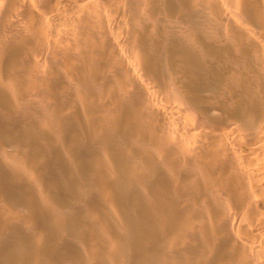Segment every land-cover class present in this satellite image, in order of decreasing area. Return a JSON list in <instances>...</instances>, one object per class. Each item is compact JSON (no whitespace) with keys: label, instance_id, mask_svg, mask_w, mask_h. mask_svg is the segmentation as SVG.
Returning <instances> with one entry per match:
<instances>
[{"label":"rangeland","instance_id":"374dc122","mask_svg":"<svg viewBox=\"0 0 264 264\" xmlns=\"http://www.w3.org/2000/svg\"><path fill=\"white\" fill-rule=\"evenodd\" d=\"M248 1L264 13V0ZM226 4L78 0L63 19L43 15L31 26L15 14L1 18L0 243L8 244L3 264H171L173 258L174 264H216L214 255L235 251V239L226 245L207 242L215 222L222 219L229 228L234 212L216 174L210 184L201 182L208 163L187 151L191 142L209 152L205 140L213 133L204 129L201 137L189 135L191 126L200 125L193 108L209 109L226 99L228 107L242 110L255 98L261 101L258 88L251 89L258 78L255 59L230 39L232 28L249 35L259 26ZM102 39L107 50L97 49L94 57ZM227 54L238 55L237 60L241 54L243 61ZM11 61L19 65L9 72ZM260 69L264 73V66ZM246 74L252 82L244 80ZM12 80L23 88H15ZM231 87L245 92L244 102L232 99ZM6 224L19 232L11 235Z\"/></svg>","mask_w":264,"mask_h":264},{"label":"bare ground","instance_id":"6f19581e","mask_svg":"<svg viewBox=\"0 0 264 264\" xmlns=\"http://www.w3.org/2000/svg\"><path fill=\"white\" fill-rule=\"evenodd\" d=\"M80 1V0H79ZM84 1V0H82ZM86 1V0H85ZM155 1V0H153ZM157 2H159L158 0H156ZM181 1V0H179ZM211 1V0H209ZM228 1V4L225 5L226 9H230L231 11L233 10H237V14L239 17H242L243 19H245V21L248 19V21L250 22H256L257 26H259L258 28L255 26L254 28H252L253 30H251L249 28V30L253 31V34H244L242 32L237 31L236 29L234 30L233 28L231 29L230 27V39L234 41L235 45H237L241 51H243V55H247V56H251V58L253 57L255 59L251 62L252 64H256L254 65V68H256L257 66V70L256 73H258V78L256 79V82L254 83H250L252 82L250 80L249 77H247V74L244 78V80L246 79V77L250 80V84L252 86V90L255 91V88L257 87L259 90V98L260 100H251L249 101L248 104L243 105L242 108L245 107V109L242 110H238L237 107L234 106H229L228 101L227 102H223L226 101L223 100V96H221L223 92V87H222V93H220V96L222 97L223 101H215L213 103V105L211 104V108L207 109V107L203 108L201 106H197L198 108H193V112L195 115V120L199 121L198 125L197 123H195L193 126H191L190 128V133L189 135L193 138H197V137H201L202 135H204V129L205 130H210L212 131V136L209 137V142L207 140L206 143L207 145H209V149L207 152V148L206 150L200 149V147L197 145L196 147L190 146V143L188 142L189 147H187V151H196L198 153V155L201 157L202 160H204L205 162L208 163V168H205V164H203L204 166V171L202 170V175L203 176V172L205 173L204 177L199 178L201 180V182L203 180H205L208 184H210V178L211 176L214 174L215 177L218 179V185L221 186L222 189H225L230 202H231V207L233 209V217L231 220V224L230 227H225V223L222 221V219L217 220L214 224V226L212 227V229L210 230V234L209 236H207V242L211 245H215V242H218L219 245H226V241L231 242L234 240L233 244L235 246V251L233 253L228 254V252L226 253L225 251H221L220 253H217L216 255H214L212 257L214 263L216 264H264V256L262 257V252H264V73L262 72V69H260L262 66H264V13L262 11H259V6L258 4H251L248 0H226ZM78 0H23V2L21 0H0V21L1 18L8 13H11V15L15 14L16 17H20L23 18L25 20V22L27 21V23H30L31 26L33 25H37L40 21V19L43 17V15L45 16H49L52 19L55 18H62L65 16L66 13H68L69 11L73 10L76 5H77ZM89 2V1H87ZM94 2V1H93ZM150 2V1H149ZM184 2V1H183ZM213 2V1H212ZM156 3V2H155ZM161 3V2H160ZM169 3V2H168ZM185 3V2H184ZM187 3V2H186ZM84 7V3H81L80 6ZM90 4V3H89ZM154 4V3H153ZM151 2V5H153ZM164 4V3H163ZM182 4V2H181ZM158 6V4H156ZM211 5V4H210ZM78 6V5H77ZM79 6V7H80ZM157 6H155L157 8ZM160 6V5H159ZM154 7V9H155ZM163 7V6H162ZM174 7V6H173ZM182 7V6H181ZM194 7V6H192ZM198 7V6H197ZM222 7V6H221ZM78 8V7H77ZM167 8V6H166ZM216 9L218 8L215 7ZM83 9V8H82ZM212 9V8H211ZM75 10V9H74ZM73 10V11H74ZM85 10V9H84ZM158 10V9H156ZM169 10V9H168ZM219 10V9H218ZM229 10V11H230ZM195 11V10H194ZM222 10H220L221 12ZM79 13V12H78ZM171 13V12H170ZM169 13V14H170ZM232 12H230L229 16H233L235 15V13H233V15H231ZM80 14V13H79ZM178 14V12H177ZM225 13H223L224 15ZM236 14V16H237ZM69 16V14H67ZM66 15V17H67ZM81 15V14H80ZM94 15V14H93ZM171 15V14H170ZM168 15V16H170ZM228 15V14H227ZM10 16V15H8ZM217 14V22H220V19H222ZM222 16V15H221ZM94 17V16H93ZM185 17V16H184ZM183 17V18H184ZM190 17V16H189ZM227 17V16H226ZM95 18V17H94ZM191 18V17H190ZM233 18V17H231ZM194 19V18H193ZM12 20V19H11ZM70 20V19H68ZM198 20V19H197ZM225 20V19H223ZM231 20V19H229ZM234 21L235 17L233 18ZM241 21V18L239 19ZM15 21V20H14ZM23 21V20H22ZM20 21V22H22ZM66 21L67 20H63ZM163 21V20H162ZM239 21V22H240ZM54 22H56V20H54ZM93 22V21H92ZM158 22V21H157ZM191 22V20H190ZM222 22V20H221ZM220 22V23H221ZM224 22V21H223ZM226 23L228 21H225ZM242 22H244V20H242ZM24 23V22H23ZM25 24L27 26H29V24ZM49 23V22H48ZM95 23V22H93ZM107 23V22H106ZM214 23V22H213ZM232 23V20H231ZM255 23V24H256ZM9 24V23H8ZM63 24V22H62ZM58 25V24H57ZM56 25V26H57ZM65 25L67 26H73L71 23H66ZM108 25V24H107ZM110 25V24H109ZM188 25V24H187ZM230 25V24H229ZM248 25V24H247ZM246 25V26H247ZM250 25H253L252 23H250ZM26 26V27H27ZM54 26V25H53ZM61 26V25H60ZM59 26V27H60ZM93 26V25H92ZM237 26V25H236ZM239 26V25H238ZM249 26V25H248ZM40 27V26H39ZM64 27V26H63ZM63 27H61L63 29ZM111 27V26H110ZM188 27V26H187ZM33 28V27H32ZM31 28V30H32ZM51 28V25L49 27V29ZM59 28V29H61ZM227 28V27H226ZM229 28V27H228ZM23 29V28H22ZM61 29V30H62ZM67 30L69 29L66 28ZM248 29V28H247ZM21 30V29H20ZM18 30V31H20ZM48 30V29H47ZM223 30V29H222ZM244 30V29H243ZM50 30H48L49 32ZM59 31V30H57ZM63 31V30H62ZM72 31V29H71ZM115 31V30H114ZM229 31V29H228ZM31 32V31H30ZM29 32V33H30ZM47 32V31H46ZM45 32V33H46ZM64 32V31H63ZM247 32V31H246ZM249 32V31H248ZM18 33V32H17ZM56 33V32H55ZM58 33V32H57ZM60 33V32H59ZM69 33V32H68ZM79 33V32H78ZM48 34V33H46ZM45 34V36H46ZM63 33V37H64ZM22 36L26 35V32L24 34H21ZM53 35H51V38H53ZM59 35V34H58ZM57 35V36H58ZM71 35V34H70ZM81 34H79L80 36ZM199 35V34H198ZM16 36V35H15ZM19 36V34H18ZM27 36V35H26ZM44 36V38H45ZM120 36V35H119ZM181 36V35H180ZM192 36V35H191ZM200 36V35H199ZM20 37V36H19ZM62 37V40H63ZM25 38V37H24ZM43 35L41 37V41H42ZM43 38V39H44ZM50 38V39H51ZM71 38V37H70ZM69 38V39H70ZM228 38V35H227ZM21 39V37H20ZM54 39V38H53ZM58 38H55V40ZM116 39V37H115ZM196 42H200L201 41V37L200 38H195ZM230 39H228L229 44H230ZM15 40V38H14ZM40 40H38V42L36 43V45H38L39 42H41ZM52 40V39H51ZM55 40H53L52 43H55L53 45H55L57 47V43L59 45V41L57 40L56 42H54ZM60 40V37H59ZM194 40V39H193ZM255 40H260L259 42H261V45H257ZM94 41V40H93ZM204 40H202L200 42V44L203 42ZM15 42V41H14ZM65 42V41H64ZM100 47L101 48H95V52L93 51L92 54H97L96 52L98 51L97 49L101 50L102 52L107 50V44L106 41H104L103 39L101 41H99ZM114 42V41H113ZM232 42V41H231ZM16 43H18L16 41ZM62 43V42H61ZM60 43V44H61ZM73 44V41L71 42ZM71 43H69L71 45ZM189 43V42H188ZM40 44V43H39ZM67 44V43H65ZM85 44V43H84ZM199 44V45H200ZM228 44V45H229ZM52 45V44H51ZM52 45V46H53ZM62 45V44H61ZM68 45V44H67ZM83 45V43H82ZM86 45V44H85ZM139 45V44H138ZM190 45V44H189ZM197 45V44H196ZM203 45V44H202ZM234 45V44H233ZM17 46V45H15ZM42 45H40L41 47ZM150 46V45H149ZM203 48H207V50L212 51L213 49L215 50V48L213 46H207L205 47V45H203ZM232 47V44L230 45ZM35 47L38 46H34L33 49ZM68 47V46H67ZM66 47V48H67ZM219 46L217 45V48ZM237 47V48H238ZM52 48V47H51ZM81 48V47H80ZM202 48V49H203ZM216 48V49H217ZM44 49V48H43ZM54 50L56 48H53ZM53 49H51V52L56 53L55 51H52ZM68 49V48H67ZM147 49V48H146ZM185 49V48H184ZM233 49V48H232ZM235 49V48H234ZM32 50V49H31ZM71 50V49H70ZM93 50V49H92ZM227 50H229L230 53V48H228ZM34 51V50H33ZM36 51V48H35ZM205 51V50H204ZM208 51V52H209ZM216 51V50H215ZM220 51V50H219ZM233 51V50H232ZM236 52V49L234 50ZM50 52V51H49ZM67 52V51H66ZM144 52V51H143ZM238 52H240L238 50ZM32 53V52H31ZM70 53V52H69ZM68 53V54H69ZM147 53V52H146ZM187 53V52H186ZM210 53V52H209ZM214 53V52H212ZM221 53V51L219 52ZM228 53V52H226ZM237 53V52H236ZM33 54V53H32ZM71 54V53H70ZM90 55L91 56V62L90 64H92V59H94V57H97L96 55ZM218 54V53H217ZM238 54V53H237ZM74 55V54H73ZM185 55V54H184ZM224 55V54H223ZM229 55V54H227ZM236 55V54H235ZM233 54V57L231 55H229L228 57H232L235 60L238 61L240 58L237 60L236 57L238 55L235 56ZM50 56V55H49ZM53 56V55H51ZM56 56V55H55ZM54 56V57H55ZM94 56V57H93ZM100 56V55H99ZM201 56V55H200ZM245 56V58L247 57ZM28 58V56H27ZM53 58V57H52ZM248 58V57H247ZM24 59V58H23ZM26 59V58H25ZM44 59V57L42 58ZM147 59V58H146ZM145 59V60H146ZM232 59V60H233ZM60 60V59H59ZM58 60V61H59ZM96 61V59H94ZM26 61V60H25ZM234 61V60H233ZM241 61V60H240ZM243 61V58H242ZM241 61V62H242ZM250 61V60H249ZM239 62V61H238ZM21 63V62H19ZM23 64L25 63L24 61L22 62ZM21 63V64H22ZM47 63V62H46ZM49 63V62H48ZM67 64V63H66ZM19 64H17L16 62L14 63L13 61L8 62V71L11 72L12 70H16L17 66ZM248 65V64H247ZM92 66V65H90ZM245 66V65H243ZM25 67V66H24ZM246 68L248 66H245ZM260 67V68H259ZM238 68V67H237ZM236 68V69H237ZM18 69V68H17ZM24 69V68H23ZM76 69V68H75ZM202 71V69H200ZM252 71L254 70L253 68L251 69ZM80 71V70H79ZM96 71V70H95ZM104 71V70H103ZM110 71V70H109ZM208 71V70H207ZM236 71V70H235ZM240 70H238L239 72ZM246 70H243V72ZM251 71V72H252ZM258 71V72H257ZM7 72V73H9ZM14 72V71H13ZM92 72V71H91ZM230 72V71H229ZM241 73H243L242 71H240ZM247 72H250L247 71ZM15 73V72H14ZM109 73V72H108ZM209 73V72H208ZM237 73V72H234ZM246 73V72H245ZM244 73V74H245ZM255 73V74H256ZM12 74V73H11ZM10 74V75H11ZM17 74V73H16ZM93 74V73H92ZM240 74V73H239ZM13 75V74H12ZM11 75V76H12ZM209 75V74H208ZM237 75V74H236ZM6 76V75H5ZM94 76V75H93ZM197 76V75H196ZM3 77V76H2ZM237 76H235L236 78ZM242 77V75L240 76ZM239 77V78H240ZM243 78V77H242ZM97 79V78H96ZM207 79V78H206ZM222 78H220L221 80ZM255 78L253 77L252 80H254ZM38 80V79H37ZM243 80V79H242ZM247 80V79H246ZM248 80V81H249ZM88 81V80H87ZM87 81L85 83H87ZM121 81V80H120ZM218 81V79H217ZM90 82V81H89ZM94 82V81H93ZM125 82V81H124ZM123 82V83H124ZM215 82V81H214ZM224 82V80L222 81ZM240 82V80H239ZM37 83V82H35ZM122 83V82H119ZM126 83V82H125ZM159 83V82H158ZM237 83V82H236ZM15 88H19L22 89L23 88V83L21 81H17V80H12L11 83ZM38 84V83H37ZM217 84V83H216ZM215 84V85H216ZM228 84V83H227ZM239 84V83H238ZM237 84V86H238ZM242 84L243 81H242ZM241 84V85H242ZM247 84V83H246ZM250 84H248L250 86ZM208 86V85H207ZM233 86V85H231ZM235 86V85H234ZM243 86V85H242ZM250 86V87H251ZM35 88H37L36 85H34ZM122 87V86H121ZM230 87V86H227ZM226 87V88H227ZM248 87V86H247ZM125 88V87H124ZM237 88V87H236ZM241 88V87H240ZM243 88V87H242ZM105 89V88H104ZM129 89V88H128ZM126 89V90H128ZM217 89V86H216ZM221 89V88H220ZM228 88V91H232L231 89H233V91L230 93L232 95V99L235 98L237 100V98H240V100H237L239 102H244L242 100V95H244V91L241 92L238 90H234V88L231 87V89ZM99 90V89H98ZM226 91V89H225ZM99 92V91H98ZM128 92V91H127ZM150 92V91H149ZM227 92V91H226ZM252 92V91H251ZM141 93V92H140ZM228 93V92H227ZM243 93V94H242ZM250 93V91H249ZM254 93V92H253ZM257 93V92H256ZM225 94V93H224ZM251 94V93H250ZM88 95V94H87ZM137 95V94H136ZM151 95V94H150ZM255 95V94H251L250 96ZM141 96V95H140ZM143 96V94H142ZM149 96V95H148ZM227 96V95H226ZM246 96V95H245ZM249 96V95H248ZM249 96V98L251 99V97ZM258 96V94H257ZM217 97V95H216ZM254 97V96H252ZM218 98V97H217ZM229 98V97H228ZM132 99V98H131ZM162 99V98H161ZM199 99V98H198ZM253 99V98H252ZM213 100V99H212ZM211 100V101H212ZM215 100V99H214ZM213 100V101H214ZM129 101V100H128ZM131 101V100H130ZM129 101V102H130ZM234 102V100H232ZM117 102V100H116ZM205 102V101H204ZM247 102V101H246ZM212 103V102H211ZM230 103V102H229ZM204 104V103H203ZM234 104H236V102H234ZM241 104V103H240ZM242 105V104H241ZM240 105V107H241ZM239 107V106H238ZM148 108V107H147ZM137 109V108H136ZM146 111V110H145ZM134 114V110L132 112ZM116 115V114H115ZM136 116V115H135ZM134 116V117H135ZM138 117V116H137ZM175 117V116H174ZM132 118V117H131ZM130 119V117H129ZM128 120V119H126ZM133 120V119H132ZM105 121V120H104ZM149 121V120H148ZM155 121V120H154ZM117 122V121H116ZM115 122V123H116ZM143 122V121H142ZM160 122V121H159ZM134 123V120H133ZM136 123V122H135ZM158 123V122H157ZM185 123V122H184ZM183 124V123H182ZM116 125V124H115ZM110 126V125H109ZM142 126V125H141ZM116 127V126H115ZM143 127V126H142ZM176 127V126H175ZM118 128V126H117ZM136 129V128H135ZM131 130V129H130ZM79 131V130H78ZM160 131V130H159ZM180 132V131H179ZM178 132V133H179ZM173 133V132H172ZM177 134V133H176ZM182 134V133H181ZM214 134V135H213ZM84 135V134H83ZM174 135V134H173ZM180 137V136H179ZM183 137H185L183 135ZM182 137V139H184ZM178 138V137H177ZM171 140V139H170ZM173 140V139H172ZM186 140V139H185ZM183 141V140H182ZM191 141V140H190ZM7 142V141H6ZM178 143V142H177ZM2 144V143H1ZM6 144V143H5ZM182 144V142H181ZM83 145V144H82ZM2 146V145H1ZM9 146V145H8ZM177 146V145H176ZM162 147V146H161ZM198 147V148H197ZM177 148V147H176ZM184 148V147H183ZM163 149V148H162ZM175 149V148H174ZM178 149V148H177ZM167 154H169L171 156V150L169 151V149L167 148ZM175 152L176 149L174 150ZM186 151V152H187ZM178 154V153H175ZM194 155V153H193ZM196 155V154H195ZM194 155V156H195ZM35 157V156H34ZM175 158V155L173 156ZM184 157V156H182ZM190 157V154L189 156ZM187 157V158H188ZM173 158V159H174ZM186 158V156L184 157ZM183 158V159H184ZM196 158V157H195ZM199 158V161L201 160ZM32 160V159H31ZM176 158L173 160L175 161ZM169 162H172L170 160H168ZM186 161V159H185ZM188 161V160H187ZM181 162V160H180ZM94 164V163H93ZM172 164V163H170ZM177 164V162H176ZM179 165V164H178ZM36 166V165H35ZM100 166V165H98ZM97 166V167H98ZM171 167V166H170ZM179 168H182L180 166H178ZM92 168V167H91ZM173 169V164H172V168ZM170 169V170H171ZM179 170V169H178ZM214 170L217 172H214ZM99 172V171H98ZM97 172V173H98ZM213 172V173H212ZM99 174V173H98ZM97 174V175H98ZM187 174V173H186ZM207 174V175H206ZM199 175V174H197ZM188 176V175H187ZM98 177V176H97ZM91 178V177H90ZM95 179V178H94ZM188 179V178H187ZM191 180V179H190ZM195 180V179H194ZM199 180V181H200ZM213 180V177H212ZM97 181V180H96ZM193 181V180H192ZM194 182V181H193ZM211 184L213 185L214 182L212 181ZM211 185V186H212ZM214 188V185L212 186ZM212 188V189H213ZM200 189V188H199ZM201 190V189H200ZM207 190V189H206ZM202 191V190H201ZM204 192V191H203ZM205 193V192H204ZM206 194V193H205ZM218 195V194H217ZM208 196V195H207ZM214 196V195H213ZM210 198V196H209ZM216 198V197H215ZM218 198V197H217ZM221 202V201H220ZM223 203V202H222ZM222 205V204H221ZM35 207V206H34ZM37 209V208H36ZM225 210V209H224ZM217 212L222 213L221 210H216ZM226 212V211H225ZM102 214V213H101ZM113 215V214H112ZM232 215V214H231ZM40 217V216H39ZM34 220V218H30L27 220V225H32V220ZM37 222H39V220H37ZM174 222L171 220L170 222V226L173 227L174 226ZM7 225V226H6ZM4 225V227L6 226L8 229H11L10 234H14V233H18L19 232V227H13V225H8L6 224ZM9 226V227H8ZM12 226V227H11ZM24 227V226H23ZM21 231V230H20ZM111 232V231H110ZM113 233V232H112ZM0 237H2V235L0 234ZM119 240V239H118ZM188 244V243H186ZM193 244V243H192ZM189 245V244H188ZM194 251V250H193ZM232 251V250H231ZM8 255V244L7 247L2 246L0 243V264H3L1 261L3 258H5ZM196 255V254H195ZM170 257V255H169ZM36 258H39L36 257ZM201 258V257H200ZM40 259V258H39ZM175 258L170 260L171 264H174ZM205 259V258H204ZM203 259V260H204ZM189 261V260H188ZM5 262V261H4ZM208 262V261H207ZM189 263V262H188ZM204 263V262H203ZM210 263V262H209Z\"/></svg>","mask_w":264,"mask_h":264}]
</instances>
